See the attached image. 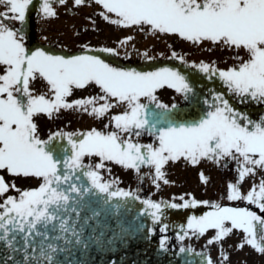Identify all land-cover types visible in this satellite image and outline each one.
I'll return each mask as SVG.
<instances>
[{"label": "snow or ice", "instance_id": "1", "mask_svg": "<svg viewBox=\"0 0 264 264\" xmlns=\"http://www.w3.org/2000/svg\"><path fill=\"white\" fill-rule=\"evenodd\" d=\"M36 2L39 4L36 14L49 19L58 15L54 5H65L67 0ZM89 4L100 6L97 14L112 25L135 27L153 35H171L196 46L208 42L232 51L236 62L226 69L204 61L191 66L209 74V79L218 76L227 91L238 96L242 103L248 100L264 103V0H73L74 7ZM33 5L34 0H0V250L3 253L0 264H72L67 259L62 262L61 254L70 255L71 248L77 245L88 247L82 239L83 228L78 230L76 223L64 215L72 200L70 193L82 191L73 182L74 178L80 179L75 176L77 171L87 169L82 174L100 192L139 199L132 191H109L117 181L102 182L100 170L106 167V162L137 174L142 166H148L152 170L148 175L159 188L161 183H170L167 173L170 164L183 161L196 167L208 161L227 166L226 162L234 161L236 181L228 183L224 199L247 201L264 212V175L246 193L241 190L246 179L264 173V117L252 120L236 110L224 93H214L211 103L205 101L209 111L199 119L183 121L178 119L176 104L161 103L156 95L158 89L165 87L183 93L185 98L193 92L187 77L178 69L162 67L141 72L114 67L101 56L88 54L98 51L119 55L116 49L107 47L91 49L83 45L86 51L72 56L54 55L42 48L29 50L25 26ZM132 39L124 38L120 46ZM143 55L152 59L147 52ZM170 58L187 63L175 51ZM38 79L46 82V92H35L32 85ZM90 86H97L100 93L70 99L75 90ZM142 98L159 109L151 111V118ZM118 105H126V110L104 126L114 127L112 131L96 128L83 133L58 131L42 139L35 119L41 114L52 119L61 110H77L103 118ZM144 132L154 136L156 143L133 141V136L139 137ZM64 137L70 148L53 145ZM62 153L67 155L61 158ZM86 157H96L98 163L85 165ZM6 176L33 177L41 183L36 188L21 190L14 180H6ZM199 178L205 185L210 180L203 171ZM12 190L18 195H8ZM178 199L182 203L146 199L143 204L151 209L153 223L161 221L167 208L210 204L194 197ZM210 207L212 211L192 216L187 229L178 237L183 241L189 233L199 237L213 232L207 244L220 246L219 261L205 253H195L203 257L201 264H228L229 254L223 248V241L234 230L244 233L237 245L239 249L247 245L264 255V215L249 207H231L219 202ZM167 229L168 225L164 224L161 232ZM167 240V236L161 240L165 251ZM179 251L195 252L184 247Z\"/></svg>", "mask_w": 264, "mask_h": 264}, {"label": "rangeland", "instance_id": "2", "mask_svg": "<svg viewBox=\"0 0 264 264\" xmlns=\"http://www.w3.org/2000/svg\"><path fill=\"white\" fill-rule=\"evenodd\" d=\"M36 0H34V5L37 4ZM57 10V17L56 18H49V19H43L40 16L36 14V11L32 14L34 17L32 20H30L32 23L34 22V30L31 32H27L29 27V22L27 21V24L25 26V32H26V47L29 48V50H35L36 48L41 47L44 43H40L38 41V37L40 38L49 36L50 39L45 43L50 50H55L56 52H62L58 50L61 48V45H65L64 52L69 54L70 56L72 55H78L82 54L86 50L82 48L83 45H89L91 49H100L107 47V45H111L113 49H116L117 52L122 56L124 55H134L132 59H127L128 64H133L135 63L136 65L139 66L140 69L144 67H149L151 68L152 66H145V65H152L153 63H164L167 66L164 67H172L175 69L180 70L188 79V82L193 85V83L196 81L195 80V74L199 76L202 79H205V81H209L211 83H207L203 81L201 83L202 87H205L209 91V95L213 96L214 93H224L225 97L228 99V95L232 98V100L229 99V103L238 111L246 113L252 120H260L262 117H264V103L260 102H253L251 100H248L246 102H241L236 96L234 98V95L229 92L227 95L225 88L218 89V86L215 85L216 79L212 76L211 79H209V74H202V71H200L196 67L188 66L185 62H181L180 60L170 58L171 53L173 51L183 55L184 57L191 58L187 54L184 53L186 51L188 54L191 55L194 51H200L204 50L206 60L202 59H197L198 61H195V63H199L200 61H204L206 63H211V57L208 56L205 52L207 48L209 50L213 49L211 53L217 57V60L219 62H222L221 64L222 67L220 69H226L227 67L232 66V62L234 60V54L230 50H223L220 47H217L215 45H212L208 43H204L202 46H196L193 45L190 42H187L183 39H180L175 36L171 35H165V34H158V35H153L149 32H142L136 29L135 27L131 28H124L120 27L117 25H112L109 24L108 22L104 21L97 13L101 11L100 6L95 5V4H89L88 6H81L77 7L80 8L78 9L79 12H73V0H67V3L65 5H54ZM32 8V7H31ZM30 8V10H31ZM30 13V11H29ZM32 13V12H31ZM91 13V14H90ZM89 14L91 15L89 18H86V15ZM86 20V21H85ZM93 21L95 23L93 24ZM39 25V27H38ZM131 31H134V33H138L139 39L141 43L138 44L135 40H132V43L129 45H126V47L122 50H118V45H120V41L123 40V37L126 38L130 36ZM74 32V33H73ZM77 36H76V34ZM30 35H32L35 39V42H31ZM37 35V36H36ZM73 35L76 37V39H73ZM96 36V37H95ZM123 36V37H122ZM151 36H157L158 39L154 41H149L146 42L147 37ZM92 37L94 39H92ZM103 37L105 38H111L112 41L111 43L108 42H103ZM163 37V38H162ZM66 40V41H65ZM157 41V42H155ZM70 42V43H69ZM69 43V44H66ZM183 44V46L181 45ZM167 44V45H165ZM139 45H143L142 48H140ZM124 47V46H123ZM108 48V47H107ZM162 48L167 49L166 52V58H158L157 56H160ZM47 49V48H46ZM62 50V49H61ZM223 50V51H222ZM47 51V50H46ZM123 51V53H122ZM147 52L149 57H152V59H145L144 53ZM55 54V53H54ZM58 54V53H56ZM61 54V53H60ZM88 54L92 55H99L101 56L102 59H105L106 62L114 65V67H119V68H124L117 63L111 62V58H116L118 61H123L119 57V55H113L109 54L111 57L106 56V53L103 52H98V51H92L89 52ZM196 54V53H193ZM141 57V58H140ZM171 60V61H170ZM131 61V62H128ZM157 64H153V68L156 67ZM124 66V65H123ZM137 66V67H138ZM129 69L134 68V67H127ZM185 68V69H182ZM182 69V70H181ZM196 69V70H195ZM143 72H149V70L143 71ZM216 78H219L216 76ZM199 81V80H197ZM219 82L223 83V81L219 78ZM226 86L225 84H223ZM34 88L35 92L37 94H40L42 92H46L47 88L44 85V81L41 79H38L37 81L34 82L32 85ZM92 90L94 96L98 95L100 93V90L97 86H90L86 89L82 90H75L74 94L70 99H79V98H84V97H89L91 95L90 90ZM162 94L160 93V99L162 102H169L172 103L174 100H176V97H180L181 100L186 99L184 96L181 97L182 93L177 92L175 89L172 88H162L160 89ZM220 90V91H219ZM89 95V96H88ZM173 98V99H172ZM172 99V100H169ZM236 101L238 104H235ZM211 103V100H210ZM126 106V105H123ZM70 111V112H69ZM120 111H125L123 108L120 109ZM72 112V113H71ZM73 114L81 118L79 123H82V126L84 125L86 119L89 118L90 120H96V117L89 115L87 113H84L82 111H77V110H67L66 112L63 111L58 114V116L49 119L46 115H43V117H47L46 120L41 119V115L38 121V117L36 119V123H38V128L40 132V136L42 139H47L48 136L52 133L62 131L65 133H76L75 128L73 127L75 125V119ZM120 114V113H118ZM92 128H98V125L95 126L93 124L91 127ZM90 128L82 129L83 131L90 130ZM83 133V132H81ZM95 159L98 161V158L96 157H86L85 161ZM92 165H95L94 163H91ZM215 165V166H214ZM204 161L202 162L199 167L205 175H208V177H214L217 181L213 182L211 179L210 183L208 184L210 187L218 188L220 191H226L227 185L229 182H235L236 177H237V171H236V164L234 161H228L227 166L223 165H216ZM118 167L114 162H106V167L104 169H101L105 175L104 178L106 177L107 179L112 178L113 174H116V170ZM214 167L217 168L214 171ZM176 169V168H175ZM180 170V168H179ZM220 170V173H219ZM227 174V175H222ZM261 174L264 175V173H259L260 176H258V173L255 177L248 178L244 181L242 185V191L247 192L254 183H258ZM109 177V178H108ZM6 180L8 181H15L17 187H20V183H23L25 185V188L20 187L19 189L21 190H27L31 188H36L39 186L41 181L37 178L33 177H12V176H6ZM8 195H18V193L15 190H12L8 193ZM2 200V198H0ZM235 204H237V207L243 205L246 203V201H235ZM183 234V233H182ZM207 237L202 238V236L199 237H193L194 239H190L191 233L183 240H179L177 238V246H182L185 248H189L191 245H193V248L202 251L203 253L210 255L214 261H219L220 258V246L213 244V245H208L207 241L208 239L211 238L213 235V232L210 230L208 233H206ZM244 233H242L240 230H234V232L223 241V248L227 251L229 254V262L228 264H264V255L257 253L251 246H245L243 249H239L237 247L238 244L241 243L243 240ZM170 238V237H169Z\"/></svg>", "mask_w": 264, "mask_h": 264}, {"label": "water", "instance_id": "3", "mask_svg": "<svg viewBox=\"0 0 264 264\" xmlns=\"http://www.w3.org/2000/svg\"><path fill=\"white\" fill-rule=\"evenodd\" d=\"M203 109L204 106H202L201 98L198 97L192 106L178 107L180 114L178 119L182 118L183 121L188 122L199 119L203 115ZM149 110L150 117L151 109ZM53 145L56 147L62 146L70 148L68 142L61 139L54 141ZM66 155L67 153H62L61 158ZM83 171L85 170L83 169L75 173V176L80 177L78 181L75 180V178L73 179V182L76 183L77 187H80L82 191L80 193H70L72 200H70V207L64 215L65 217H70L72 222L73 219L75 220L78 230L81 227L83 228L82 239L87 242L88 245L95 242H100L101 246L106 244V246H108L106 250L109 252L113 251L116 255H118L119 251L122 249L127 252L129 248L131 249V251H129L131 255L129 256L132 259L127 260L126 264H171L172 261H177V263L183 262L184 264H187V261H191L192 264H195V262L201 264L203 257L197 256L193 252H171L169 250L165 251L160 247L157 237L149 230L151 224H154L149 214L151 209H147V205L143 204L142 201L140 202L125 197L112 198L104 195L91 185L90 181H88V177L82 174ZM63 187L67 188V185ZM128 206H132L137 213H133L130 216L126 215L124 208H128ZM72 209H76V211H72ZM146 209L147 211H145ZM207 212V209L200 206L181 209L167 208L164 210L161 221L157 224H167L170 229L181 231V229L187 226V222L192 216L199 217ZM127 232H132L130 237L132 244L115 238ZM117 240H119V243L116 242ZM142 242L148 244L147 248L149 252L143 248ZM144 250L150 258L145 260V262L143 260L142 263L135 256L141 255L142 252L145 254ZM86 252L85 248L77 245L71 248L70 255L66 256V254H61L60 260L64 262L69 258L76 261L77 264H87V261H83V259L86 258V256L87 259L91 258V252ZM2 254V250H0V255ZM180 254L188 255V257L181 256ZM77 256H79V259H76ZM162 256L166 258L161 259ZM156 259L158 260L156 261ZM154 261H156V263H154ZM90 262L91 264L98 263L94 259H90ZM118 263L121 264L119 261Z\"/></svg>", "mask_w": 264, "mask_h": 264}, {"label": "bare ground", "instance_id": "4", "mask_svg": "<svg viewBox=\"0 0 264 264\" xmlns=\"http://www.w3.org/2000/svg\"><path fill=\"white\" fill-rule=\"evenodd\" d=\"M39 7V4L37 3V4H35V5H33L32 6V8H31V10H30V13L28 14V22H29V27L28 28H26V29H28L27 30V32H31V34L33 33L32 31L34 30L33 28L35 27L34 26V22L32 23L30 20H32V18L34 17L32 14L36 11V9ZM73 9H74V11L73 12H79V10L78 9H80V8H77V7H74L73 6ZM32 12V13H31ZM91 14V13H90ZM91 15H89V14H87L86 15V18H89ZM86 21V20H85ZM38 27H39V25H38ZM131 28V27H130ZM74 33V32H73ZM76 34V33H75ZM31 37H30V39H31V42L33 43V42H35V39H34V37L32 36V35H30ZM37 36V35H36ZM76 36H77V34H76ZM130 36L131 37H133V41L135 40L136 42H138V44L139 43H141L140 42V40H138L139 39V36H138V33L136 34V33H134V31H131V34H130ZM38 37V41L40 42V43H44L42 46L43 47H39V48H42V49H44L45 51L47 50L46 49V45H45V43L50 39V37L49 36H45V37H42V38H40L39 36H37ZM96 37V36H95ZM94 37V38H95ZM123 37V36H122ZM76 39V37L73 35V39ZM93 37H92V39H94ZM163 38V37H162ZM123 39H124V37H123ZM156 39H158L157 38V36H151V37H147V39H146V42H149V41H154V40H156ZM132 40L131 41H129V43L127 44V45H129L130 43H132ZM66 41V40H65ZM111 41H112V39L111 38H105V37H103V42H108V43H111ZM155 42H157V41H155ZM70 43V42H69ZM69 43H66V44H69ZM208 44V42H206V45ZM165 45H167V44H165ZM181 45L183 46V44L181 43ZM65 45L63 44V45H61V48H59L58 50H60V51H62V52H64L65 50H64V47ZM140 46V48H142V46L143 45H139ZM107 47L108 48H112V46L111 45H107ZM126 47V45L124 46V47H121L120 45H118V50H122V49H124ZM122 48V49H121ZM62 49V50H61ZM207 50H208V52L206 51L205 53L206 54H208V56H210L211 58V63L212 62H215V67H218V68H221L222 67V65L223 64H221L222 62H219L218 60H217V57L215 56V55H213L212 53H211V51L213 50V49H211V50H209V48H207ZM224 50V49H223ZM222 50V51H223ZM47 52H49L48 50H47ZM160 52H161V54H160V56H157L158 58H160V59H162V58H166V52H167V49H165V48H162V50H160ZM204 52V50H201L200 51V49H199V51H194L193 53H196V54H193V53H191V55L190 54H188L186 51H184V53L185 54H187L188 56H190L191 58H187V57H184L185 58V61L187 62L186 64H188V66H190V65H192L195 61H198L197 59H202V60H206V58H204L203 56H205V54L203 53ZM50 53V52H49ZM68 53V52H67ZM66 53V54H67ZM122 53H123V51H122ZM124 55H120L119 54V57L120 58H124V59H132V57L134 56V55H136V54H132V55H125V53H123ZM149 56V55H148ZM141 58V57H140ZM171 61V60H170ZM182 62V61H181ZM184 62V61H183ZM236 61L235 60H233V62H232V65L235 63ZM190 64V65H189ZM114 66V65H113ZM228 68V67H227ZM150 70H152V68H149ZM196 70V69H195ZM202 74L204 75V74H207V73H204V72H202ZM215 79H216V82H217V86L219 85H221V86H223V84L224 83H221V82H219V78H216V76H213ZM44 85L46 86V82H44ZM192 85V84H191ZM219 86H218V89H220L219 88ZM90 90V89H89ZM220 91V90H219ZM90 92H91V95L90 96H94V94H93V92H92V90H90ZM235 95V94H234ZM89 96V95H88ZM236 96V95H235ZM239 100H240V98L238 97V96H236ZM121 108H123L124 110H126V106H123V105H118V106H116V107H114V108H112V109H110L111 111H113V112H115V111H117L118 113H122V111H120V109ZM63 111L64 112H66L67 110H61V112L63 113ZM70 112V111H69ZM72 113V112H71ZM73 116H74V118L76 119V118H78V120H76V122H75V125L73 126L74 128H75V132L77 133V132H79L80 130H82V129H86V128H90L93 124H95V126H96V120H86L85 121V123H83L84 125L82 126V123H79V121H80V117H78L77 115L75 116L74 114H73ZM106 116V115H105ZM38 117V118H37ZM36 118L38 119V121H39V118H40V115L39 116H37ZM109 115L108 116H106V118L107 119H109ZM90 118V117H89ZM89 118H87V119H89ZM252 118V117H251ZM41 119L42 120H46L47 121V117H43V115L41 114ZM253 119V118H252ZM38 124V123H37ZM39 125V124H38ZM91 129V128H90ZM191 173L193 172L192 170L190 171ZM262 175V174H261ZM258 176H260L259 175V173H258ZM25 185H23V183H20V187H22V188H25L24 187ZM19 187V188H20ZM249 188H251V187H249ZM210 189H213V187H210ZM141 202V201H140ZM198 207L200 206V207H202V208H206V206L205 205H203V204H199V205H197ZM249 208H251V210H253V211H257L258 212V214H262V215H264V212H261V210H259L257 207H254V206H251V207H249ZM124 212L126 213V215H128V216H130V215H132L133 213H137V211L134 209V208H132V206H128V208H124ZM73 222H75V220L73 219ZM92 224V223H91ZM78 228V227H77ZM87 229V228H86ZM131 235H132V232L130 233V232H127V233H124V234H122V236H118V237H115V238H118V239H120L121 241H123V242H126V243H131V239H130V237H131ZM114 238V237H113ZM117 243H119V240H117L116 241ZM132 244V243H131ZM142 246H143V248L146 250V251H148L149 252V249L147 248L148 247V244L147 243H145V242H142ZM144 245H145V247H144ZM106 247H108V246H106V244L105 245H100V242H95V243H92V244H90V245H88V247L85 249V252L86 253H90L91 252V254H90V257L91 258H89V259H87V256H86V258H84L83 259V261L84 260H86L87 261V264H91V262H90V259H94L95 261H97L98 263L97 264H119L118 263V261L121 263V264H126V261L127 260H131L132 258L129 256V255H131V253L129 252V251H131V249H129L128 248V251L126 252V251H124L123 249L122 250H120L119 251V254L118 255H116L115 254V252H109L108 250H106ZM121 249V248H120ZM144 250V252H145V254L142 252V254L141 255H136L135 257L136 258H138L142 263H143V260H144V262H145V260H147V259H149L150 257H148L147 256V252ZM108 252V253H107ZM117 253V252H116ZM181 256H185V257H188V255H185V254H180ZM117 258H119V259H117ZM121 258H123V259H121ZM164 258H166V257H164V256H162V258L161 259H164ZM76 259H79V256H77L76 257ZM158 259H156V261H157ZM194 260V259H193ZM67 261H71L72 262V264H77L76 263V261H74V260H71V259H69V258H67ZM156 261H154V263H156ZM195 261V260H194ZM65 262V261H64ZM81 262V261H80ZM84 264V263H83ZM171 264H184L183 262L182 263H177V261H172V263ZM195 264H199V263H197V262H195Z\"/></svg>", "mask_w": 264, "mask_h": 264}, {"label": "flooded vegetation", "instance_id": "5", "mask_svg": "<svg viewBox=\"0 0 264 264\" xmlns=\"http://www.w3.org/2000/svg\"><path fill=\"white\" fill-rule=\"evenodd\" d=\"M127 138V137H125ZM134 142H141L144 144H149V143H156V138L152 135H149L148 133H142L141 136L139 137H132ZM183 166L187 167V165L181 161ZM177 164V163H176ZM171 165V164H170ZM175 165V164H173ZM170 168L169 166L167 169ZM134 171V170H133ZM152 170L149 167H142L141 168V173L137 174L135 171V181L129 184V186L124 187L123 185L119 184L122 186L124 189L126 188V191H132L134 192L137 196L145 197L147 199H151L154 201H166V202H174V203H182L178 198L180 196H184L185 199H190L194 197L198 201H204L207 200L211 204L212 203H217V198L219 196V191L218 192H213V191H208L207 193H203L201 191H194L191 188H187V186H184L183 189L184 191H179V192H170L171 188L167 187L165 184H161L159 188H156L155 185H152V178L150 175H148ZM169 169L167 170V172ZM190 172V170L188 169ZM188 172V174H189ZM194 172V169H193ZM192 172V173H193ZM191 173V172H190ZM190 175V174H189ZM192 177L189 176L188 181L192 182ZM182 184V183H181ZM179 186V185H178ZM181 189V188H180ZM190 194V195H189ZM176 198V199H174Z\"/></svg>", "mask_w": 264, "mask_h": 264}]
</instances>
